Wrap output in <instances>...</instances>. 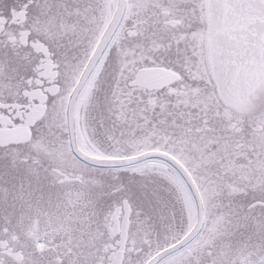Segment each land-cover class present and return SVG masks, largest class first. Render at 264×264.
<instances>
[{
    "label": "snow or ice",
    "instance_id": "6c2138e0",
    "mask_svg": "<svg viewBox=\"0 0 264 264\" xmlns=\"http://www.w3.org/2000/svg\"><path fill=\"white\" fill-rule=\"evenodd\" d=\"M0 264H264V0H0Z\"/></svg>",
    "mask_w": 264,
    "mask_h": 264
},
{
    "label": "flooded vegetation",
    "instance_id": "af4514ba",
    "mask_svg": "<svg viewBox=\"0 0 264 264\" xmlns=\"http://www.w3.org/2000/svg\"><path fill=\"white\" fill-rule=\"evenodd\" d=\"M249 78H250V76H245V77L243 78V82L246 83L247 80H248Z\"/></svg>",
    "mask_w": 264,
    "mask_h": 264
}]
</instances>
